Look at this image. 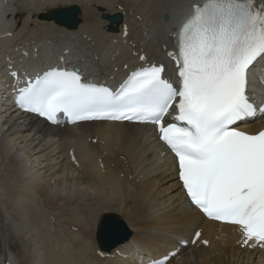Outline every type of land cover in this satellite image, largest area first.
Instances as JSON below:
<instances>
[{"label":"bare ground","instance_id":"1","mask_svg":"<svg viewBox=\"0 0 264 264\" xmlns=\"http://www.w3.org/2000/svg\"><path fill=\"white\" fill-rule=\"evenodd\" d=\"M198 1L0 0V202L14 201V235L20 244H32L31 264H146L176 250L167 264H264V251L241 249L248 243L236 227L207 221L190 205L176 162L164 154L153 127L109 122L52 127L10 104L5 59L35 74L63 58L89 78L117 85L128 75L125 67L133 69L143 54L146 62L165 64L166 77L175 78L179 70L168 63L166 52L176 51L175 27ZM72 5L81 9L76 30L47 19L52 10ZM117 13L123 25L112 33L114 26L101 16ZM262 76L259 68L251 85L259 95L256 81ZM262 128L264 117L244 130L255 135ZM7 213V204L2 205L0 261L20 264L10 249ZM110 216L130 233L112 249L99 240L102 222ZM46 221L57 237L49 234ZM197 231L201 240L181 248Z\"/></svg>","mask_w":264,"mask_h":264},{"label":"water","instance_id":"2","mask_svg":"<svg viewBox=\"0 0 264 264\" xmlns=\"http://www.w3.org/2000/svg\"><path fill=\"white\" fill-rule=\"evenodd\" d=\"M79 13L78 8H71L68 10H60L54 12L47 17L49 20H55L60 26L74 29L78 26L77 15ZM104 19L110 20L112 24L119 25L122 22L121 16L115 17L103 16ZM167 19V17H166ZM130 239V233L127 227L121 222L118 217H107L100 228L99 240L102 247H116L122 243L127 242Z\"/></svg>","mask_w":264,"mask_h":264},{"label":"rangeland","instance_id":"3","mask_svg":"<svg viewBox=\"0 0 264 264\" xmlns=\"http://www.w3.org/2000/svg\"><path fill=\"white\" fill-rule=\"evenodd\" d=\"M121 7V6H120ZM122 8V7H121ZM122 9H124L125 10V8L123 7ZM101 19V18H100ZM82 21V20H81ZM123 178V177H122ZM11 201H13V200H10V201H4L3 203L2 202H0V207L3 205H5L6 206V204H7V211H8V213H7V219H6V225H7V232H8V235H9V238H10V249H11V251L12 252H14V254L16 255V257L18 258V260H19V262H20V264H31V260L33 259V252H32V249L31 250H29V248H32V244H30L28 241L26 242V240H22L23 241V243L22 244H20L19 243V241H18V239H17V237H15V235H14V229H13V218H14V216H11V215H14V213H12L13 212V210H14V201L13 202H11ZM6 202H8V203H6ZM11 204H10V203ZM9 205V206H8ZM11 205V206H10ZM9 210H10V212L11 213H9ZM10 214V215H9ZM46 223H47V225L49 226V227H51L50 225H49V223L46 221ZM9 225V226H8ZM52 228V227H51ZM44 229V228H43ZM73 230H77V228L75 229H73ZM52 231V232H51ZM51 231H50V235L53 233L54 235H51L52 237L54 236V237H57V235H55V231L53 230V228L51 229ZM16 239H15V238ZM50 237V236H49ZM49 237H47V238H49ZM58 240H59V238H58ZM27 252V253H26ZM1 255H3V243H2V241H1V239H0V256ZM23 256H24V258H23ZM23 258V259H22ZM22 259V260H21ZM0 264H3V261L1 260L0 261Z\"/></svg>","mask_w":264,"mask_h":264}]
</instances>
